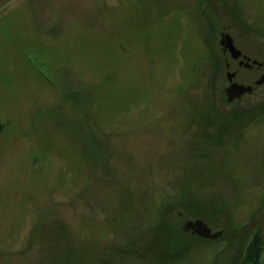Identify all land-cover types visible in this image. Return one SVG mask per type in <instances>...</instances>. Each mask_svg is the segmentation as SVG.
<instances>
[{
  "label": "rangeland",
  "instance_id": "1",
  "mask_svg": "<svg viewBox=\"0 0 264 264\" xmlns=\"http://www.w3.org/2000/svg\"><path fill=\"white\" fill-rule=\"evenodd\" d=\"M228 7L0 0V264H234L256 233L264 264V120L229 146L205 37Z\"/></svg>",
  "mask_w": 264,
  "mask_h": 264
},
{
  "label": "flooded vegetation",
  "instance_id": "2",
  "mask_svg": "<svg viewBox=\"0 0 264 264\" xmlns=\"http://www.w3.org/2000/svg\"><path fill=\"white\" fill-rule=\"evenodd\" d=\"M227 11L229 19L226 24L218 19L206 20L209 31L205 37H213L219 43L220 54L215 58L214 66V73L219 81L215 95L224 107H229V118L224 121L229 123L226 132L231 146L234 139L244 136L250 127L264 120V32L243 19L237 3L229 0ZM188 224L195 226L187 227ZM184 227L186 231L205 240H214L223 234L221 228L213 229L200 219L186 222ZM205 228L208 229L207 232ZM215 233H218L216 238H209ZM260 239L262 247L261 236ZM250 241L240 257L234 259V264H243V256ZM227 260L225 264H229V258Z\"/></svg>",
  "mask_w": 264,
  "mask_h": 264
},
{
  "label": "trees",
  "instance_id": "3",
  "mask_svg": "<svg viewBox=\"0 0 264 264\" xmlns=\"http://www.w3.org/2000/svg\"><path fill=\"white\" fill-rule=\"evenodd\" d=\"M261 253V239L259 234H255L245 250L243 264H260Z\"/></svg>",
  "mask_w": 264,
  "mask_h": 264
},
{
  "label": "water",
  "instance_id": "4",
  "mask_svg": "<svg viewBox=\"0 0 264 264\" xmlns=\"http://www.w3.org/2000/svg\"><path fill=\"white\" fill-rule=\"evenodd\" d=\"M228 47H229V44L227 45ZM194 227L195 225L194 224H188V226L187 227ZM205 231L207 232L208 231V229L207 228H205ZM217 235H218V233H215V234H213V235H210L209 236V238H211V239H214V238H216L217 237Z\"/></svg>",
  "mask_w": 264,
  "mask_h": 264
}]
</instances>
